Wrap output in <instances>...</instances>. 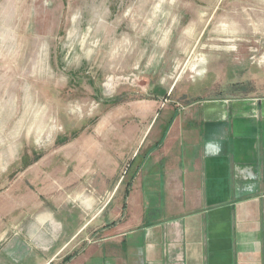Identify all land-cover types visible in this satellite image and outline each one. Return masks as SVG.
<instances>
[{
	"label": "rangeland",
	"instance_id": "obj_1",
	"mask_svg": "<svg viewBox=\"0 0 264 264\" xmlns=\"http://www.w3.org/2000/svg\"><path fill=\"white\" fill-rule=\"evenodd\" d=\"M149 83L177 109L264 95V0H0V264L98 208L100 162L80 155Z\"/></svg>",
	"mask_w": 264,
	"mask_h": 264
},
{
	"label": "crops",
	"instance_id": "obj_2",
	"mask_svg": "<svg viewBox=\"0 0 264 264\" xmlns=\"http://www.w3.org/2000/svg\"><path fill=\"white\" fill-rule=\"evenodd\" d=\"M162 87L80 155L100 162L98 208H70L16 264H264V95L177 109Z\"/></svg>",
	"mask_w": 264,
	"mask_h": 264
},
{
	"label": "trees",
	"instance_id": "obj_3",
	"mask_svg": "<svg viewBox=\"0 0 264 264\" xmlns=\"http://www.w3.org/2000/svg\"><path fill=\"white\" fill-rule=\"evenodd\" d=\"M72 257H73V256H69V257H67V258L64 260V263L69 262V261L71 260Z\"/></svg>",
	"mask_w": 264,
	"mask_h": 264
}]
</instances>
